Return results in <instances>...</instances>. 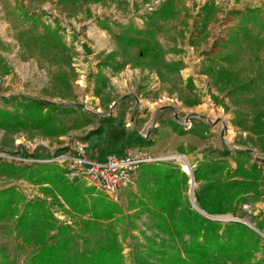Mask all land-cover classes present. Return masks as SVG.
<instances>
[{
	"label": "rangeland",
	"instance_id": "rangeland-1",
	"mask_svg": "<svg viewBox=\"0 0 264 264\" xmlns=\"http://www.w3.org/2000/svg\"><path fill=\"white\" fill-rule=\"evenodd\" d=\"M168 1L49 0L45 7L35 0H0V107L11 110L5 98L27 96L71 109L68 113L56 112L55 122L63 130L56 134L36 128H0V158L24 165L49 162L63 172L59 161L52 158L68 153L71 141L75 146L89 139L91 136H85L89 129L111 123L117 109L133 108V116L128 114L124 123L131 127L127 135L137 132L152 141L159 121L169 115L180 127L179 132L193 130L198 137L208 138L209 142L205 138L201 141L202 158L186 155L192 175L201 161L222 149L231 151L226 155L231 168L236 165L237 149L248 151L243 156L245 165L257 162L262 166L261 193L239 201L234 213L217 214L223 222L247 223L260 237L253 258L256 261L264 258V228L260 227L264 225V0H173V14L161 19L156 13ZM111 4L115 7L110 8ZM100 6L130 17L117 22L100 11ZM247 9L258 10L262 25H248L243 35L240 16ZM29 23L33 29L28 28ZM110 28L120 33L125 29L148 30L150 35L140 38L149 40L152 50L141 56L144 43L129 46L117 41L115 51L125 59L110 54L109 44L104 46L98 40L99 35L108 37V32L115 35ZM136 113L141 114L139 121H133ZM111 133L104 128L94 134L96 145H101L100 155L135 146L127 135L128 140L125 135ZM178 156L153 162L178 167L179 177L186 178L179 186L182 201L201 212L195 190L204 180H195L194 175L192 179L191 172L177 161ZM72 182L85 184L82 180ZM8 186L21 196L16 201L17 211L0 220V250L10 261L26 264L38 247L33 242L24 245L15 227L26 201L43 200L56 227H68L76 237V246L82 248L79 234L88 212L70 207L47 182L0 173V188ZM44 186L52 190L46 192ZM94 192L122 207V217L113 221L122 264H136L137 253H146L145 236L156 242L168 239L152 227L150 196L146 191L141 193L137 179L119 189L117 200L96 188ZM137 197L146 205L138 204ZM130 198L135 199L133 205H129ZM106 223L100 220L101 230ZM55 233L48 232L51 236ZM89 237V247H95L102 234ZM150 259L155 261L157 257Z\"/></svg>",
	"mask_w": 264,
	"mask_h": 264
},
{
	"label": "trees",
	"instance_id": "trees-1",
	"mask_svg": "<svg viewBox=\"0 0 264 264\" xmlns=\"http://www.w3.org/2000/svg\"><path fill=\"white\" fill-rule=\"evenodd\" d=\"M173 3V0H169L156 15L161 19L170 17L174 12ZM240 19L243 35L248 25H262L256 9L242 12ZM129 33H133V36H128ZM145 34L150 35V32L125 29L115 38L129 46L144 43L145 46L140 50L143 56L152 50L148 47L149 40L140 38ZM4 101L9 102L12 109L0 107V128L10 130L36 128L46 134H56L63 131L55 122L56 112L71 111L38 97L12 96ZM104 128L100 123L89 129L85 136L88 138L98 134ZM127 136L136 145L153 143L137 132H130ZM230 152L228 149L219 150L216 156L201 161L193 169L195 180H204L195 190V200L208 214L234 213L239 201L261 193L262 166L257 162L245 165L247 159L243 156L248 151L237 149V155L234 156L236 165L231 168L226 158ZM0 173L22 175L38 183H50L70 207L89 213L81 226L79 235L83 246L79 249L76 237L70 234L68 227H56L43 200L26 201L17 215L15 227L24 245L30 242L38 245L26 264H122L120 243L113 221L121 218L123 213L116 201L107 199L102 193H95L94 187L90 185L69 181L58 166L49 162L24 165L0 158ZM185 181V176L179 177L176 166L156 162L142 165L137 182L141 193L146 191L150 196L148 209L152 216L151 225L165 233L168 239L156 242L152 237L145 236L146 253H137L136 264H264V258L253 260L261 240L255 231L241 220L223 222L183 202L179 186ZM43 188L46 192L52 190L50 186ZM20 197L12 186L0 188V220L17 211L16 201ZM137 198L138 204L146 205L142 198ZM134 200L130 198L129 205H133ZM100 220L107 221L103 230L99 227ZM260 227L264 228V225ZM52 230H56V233L51 236L48 232ZM99 233L102 237L97 246L89 247V236ZM155 255L157 259L151 260ZM0 264L14 263L0 250Z\"/></svg>",
	"mask_w": 264,
	"mask_h": 264
},
{
	"label": "built area",
	"instance_id": "built-area-1",
	"mask_svg": "<svg viewBox=\"0 0 264 264\" xmlns=\"http://www.w3.org/2000/svg\"><path fill=\"white\" fill-rule=\"evenodd\" d=\"M160 1L154 0V3ZM109 7L115 6L111 4ZM100 8L101 6L99 7L100 11H106L105 14L117 22H126L130 17V15L120 16V12L116 9L105 10ZM135 19L139 20L138 18ZM175 154L178 153L168 151L155 154L146 146L136 145L121 154L108 151L102 157H93L89 152L88 145L85 142H78L73 152H62L54 156L52 160L59 161L67 179L77 182L82 180L86 185H90L109 198L117 200L119 189L124 185L135 182L143 164L165 158H175ZM193 205H196V203ZM201 212L204 211L201 210ZM203 214L211 218L222 219L219 215Z\"/></svg>",
	"mask_w": 264,
	"mask_h": 264
},
{
	"label": "crops",
	"instance_id": "crops-1",
	"mask_svg": "<svg viewBox=\"0 0 264 264\" xmlns=\"http://www.w3.org/2000/svg\"><path fill=\"white\" fill-rule=\"evenodd\" d=\"M37 1V3L42 6L44 5L45 7L48 6L49 4V0H35ZM28 28H32L31 24L29 23V27ZM31 29V30H32ZM110 30L116 34H119L120 32H118L115 28H110ZM115 35H112L111 33L108 32V37L103 38L101 35H99L98 40L99 42H102V44L108 45L110 46V51L109 53H117L115 50L118 49L119 44L117 43V39L115 38ZM95 36V39L97 40V36ZM128 36H133V33H129ZM106 53V52H105ZM118 54V53H117ZM118 56L121 59H125V56L118 54ZM118 58V57H117ZM125 61V60H124ZM133 108L130 110V106H128L126 109H122L119 108L116 110L115 112V118L111 123H107L109 124V126L107 124H105V128L108 131V133H111L112 135L116 136H120V135H127V131L129 129H131V127H126L125 126V120H127V116L128 114H130V117H132V113H133ZM132 115V116H131ZM140 113H136L135 116L133 117V121H139L140 120ZM168 119H165L164 121L161 120V122L159 121V126L156 128V132H155V136H154V140L153 143L151 145H143L146 146L151 152L153 153H160L163 151H178L183 153V156L186 155L189 156L190 158H195L197 155L202 158L203 155V144L201 143V141L205 138V141H208L207 137L204 138H200L198 137V135L196 134V131L193 130H185L183 132H179V126L174 122L173 119H171L168 115L167 117ZM120 120L121 123H117V121ZM139 132V131H138ZM92 137V136H91ZM89 138L87 140H85L86 144L88 145V149L90 154L93 157H97V156H103L105 153H103L102 155H100L98 152L100 149L101 145H96V143H98L97 141V135H93L92 138ZM122 137V136H121ZM159 138H162L161 143L158 141ZM126 140L127 137H126ZM209 142V141H208ZM210 142H214L213 140H210ZM73 141H71V146L70 148L67 150L69 152H73L74 151V145ZM136 146V144H135ZM127 150V149H126ZM126 150H122L120 152L115 151L117 153H124ZM103 150H101L102 152ZM113 151V150H111ZM108 152V151H106ZM187 158V157H186ZM196 160V158H195ZM140 172V170H139ZM138 172V175H139ZM138 178V177H137Z\"/></svg>",
	"mask_w": 264,
	"mask_h": 264
},
{
	"label": "bare ground",
	"instance_id": "bare-ground-1",
	"mask_svg": "<svg viewBox=\"0 0 264 264\" xmlns=\"http://www.w3.org/2000/svg\"><path fill=\"white\" fill-rule=\"evenodd\" d=\"M175 157L178 156V155H174ZM173 156V157H174ZM177 161L181 164L182 168L184 170H189V172H191V169L190 167L188 166V160L185 156H178L177 157ZM194 202V201H193ZM195 203V202H194Z\"/></svg>",
	"mask_w": 264,
	"mask_h": 264
},
{
	"label": "water",
	"instance_id": "water-1",
	"mask_svg": "<svg viewBox=\"0 0 264 264\" xmlns=\"http://www.w3.org/2000/svg\"><path fill=\"white\" fill-rule=\"evenodd\" d=\"M191 175H192V171H191ZM192 179H193V175H192ZM191 191H192V187H191ZM191 191H190V192H191ZM191 198H192V201H194L192 194H191ZM193 203H194V202H193ZM208 215H209V214H208Z\"/></svg>",
	"mask_w": 264,
	"mask_h": 264
}]
</instances>
